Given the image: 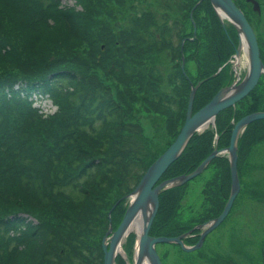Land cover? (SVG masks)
Here are the masks:
<instances>
[{
  "label": "trees",
  "instance_id": "obj_1",
  "mask_svg": "<svg viewBox=\"0 0 264 264\" xmlns=\"http://www.w3.org/2000/svg\"><path fill=\"white\" fill-rule=\"evenodd\" d=\"M108 1L92 0L91 6ZM204 1L213 8L209 0H201L200 5ZM13 2L25 16L26 20L18 21L27 30L29 39L19 48L22 39L7 31L3 20L0 21V264H103L100 239L108 220L101 212L109 207L113 197L130 192L147 166L172 141L165 142L157 155H151L141 125L128 119L133 103L139 99L138 90L147 93L141 99L145 111L166 118L169 135L175 137L178 122L184 120L183 109L192 81L184 65L180 68L185 42L181 50L183 35L179 31H183L184 25L171 20L166 11L161 14L165 23L160 24L151 9L138 7L130 22L117 28L108 20L87 17L90 10L87 5L84 10H76L71 6L60 7V0H0V12L1 5L10 10ZM182 6L187 14L185 4ZM52 16L66 29L65 35L60 29H51L61 34L63 42L70 39V44L84 45L44 48V33L53 24L48 21ZM151 22L160 24L157 30L149 28ZM4 30L14 38L7 37ZM164 49L175 68L169 77L148 70L147 63L140 66L138 60L132 64L128 59L145 55L148 58ZM221 65V72L226 74L222 60L199 71L201 75L197 78L207 79L197 87L194 98L207 82V100L229 82L218 78L219 72L209 77ZM165 83H173L176 92L168 94ZM35 93L47 94L56 109L51 113L40 111L32 104ZM248 95L256 100L259 93L252 91ZM205 102L198 107L193 102L192 110ZM234 107L224 108L216 115L214 125L194 133L162 176L176 174L174 167L186 157L195 161L184 169L189 172L215 145L226 146L235 122ZM254 109L259 108L247 111ZM225 110L228 112L221 124V113ZM261 124L264 119L249 123L244 135L238 138V172L242 170L243 153L264 138L263 133L254 136L263 130ZM228 164L226 155H219L206 165H218L205 183L209 188L218 190L220 187L213 184L230 182ZM182 185L159 193L158 213L150 235L167 232L162 230L169 225L175 208L180 207ZM177 189L171 215L159 218L165 198ZM209 210L199 220L192 217L182 220L178 216L180 224L168 231L181 233L196 221L210 220Z\"/></svg>",
  "mask_w": 264,
  "mask_h": 264
},
{
  "label": "rangeland",
  "instance_id": "obj_2",
  "mask_svg": "<svg viewBox=\"0 0 264 264\" xmlns=\"http://www.w3.org/2000/svg\"><path fill=\"white\" fill-rule=\"evenodd\" d=\"M81 1H85V2H81ZM236 1H237L236 2L237 5L244 12V15L256 37L257 45L259 48V57L264 64V0H256L258 4V8L254 7V3L252 0H236ZM248 1H251V3ZM91 2L92 0H60L59 6L60 7L71 6V8L76 10H84L85 5H87V7H90L87 17L108 20L107 21L108 23L112 22L117 28L125 27V25H127L135 15V11L138 7L140 8L146 7L145 8L146 11L148 9H151L155 13L154 18H158L157 20L160 22V24L165 23V19L161 17V14L162 12L166 11L169 14H171L170 17L171 20H178L179 23H181V26L182 24L184 25L182 28L183 31H179L180 34L183 35L180 44L181 50L183 43L185 42V48L183 54L184 56L181 59L180 63L184 65L192 81L197 82L198 80L204 78V77L197 78L198 76L201 75L200 74L201 72L199 71H203L205 68L210 67L217 60H222V63H225L226 64L225 67H227V71H226L227 75L221 72V70L218 71L220 73L218 78L221 76L223 80L226 79L227 81H229L224 85L230 84L232 81L235 80L240 81L243 78L244 74L246 73V70L248 68V59L243 46H241L239 59H237L236 56L234 55L235 48L238 45V35L235 27L226 18H222L224 21V25L221 23V21L220 23L219 21L217 22L215 20V16L213 15V13L215 12L214 14L219 18L218 13L213 8H210L206 1H204V4L200 5L201 0L200 1L185 0V2L184 0H110L108 2L95 4L93 6H91ZM242 2L245 4H242ZM182 4L183 5L185 4L186 12H188L187 14H184ZM194 5H195L194 9L196 8L195 9L196 11L192 9ZM1 6L3 7V10L2 12H0V21L3 20L4 27L7 31L11 32L15 36L17 34L18 36L16 37L22 39V40L19 39L20 44H18V47L21 48L20 47L21 43L29 39L27 30L24 31L22 28V23L18 21L20 19L26 20L25 16L21 15L22 12L16 10L15 2L11 3L10 10L6 5H1ZM16 14H18V16ZM54 17L55 16L51 17L52 20L50 18L48 19V21L53 23L52 24L53 28L52 26H50L48 31L44 33V36H46L45 39L46 42L43 43V47L49 48L52 45L62 46L65 44L66 46L70 45V46L82 47L84 45L83 43L80 44L79 43L76 44L75 42H72V44L68 43L70 39H67L66 41L63 42L61 34H59L58 31L51 30V29H60V33L64 35L66 34L65 27L60 25L61 24L60 21L58 20L55 21ZM87 17H85L87 23L91 24L88 21ZM193 20L195 22V28L193 25ZM95 24L92 25L95 26ZM160 24L156 25L155 23L151 22L149 28H151V30H157ZM7 31L4 30L7 37L14 38V36ZM49 31L52 32L51 34L52 36L48 34ZM223 32L227 34V38ZM199 40L200 42L198 43ZM223 50L226 52L224 56L222 55ZM217 51H218V55L216 54ZM166 52L167 50L164 49L159 54L152 53L148 58L145 55L138 57L139 59L133 56H130L128 59L132 64H134L135 60H138L137 65L140 66H144L147 63L149 64L146 67L148 70H152V71L154 70L155 72L160 73V75L162 76L169 77V75H173L171 73L175 68L171 60L169 59V56L166 54ZM179 60L180 59H176V61ZM151 62H154L155 66ZM181 64H180V68L182 67ZM100 74L102 75V77H105L102 73ZM263 75L264 74L260 75L259 77L260 79H258L256 85H254L253 88L249 91V92L254 91L259 93V96L255 98L257 101L253 100L252 96L248 95L249 94L248 92L246 95H244L245 97L243 96L244 98L241 97L238 101L235 102V105H233V107L235 106L234 107L235 121L239 119L241 116L249 113V111L247 110H249V108L251 107L253 108L256 106L259 109H254L251 110L250 112L256 110H264V78L262 77ZM192 81L190 82L193 83ZM106 82L110 83V80L106 78ZM165 87L168 94H173L177 90L173 83H165ZM208 93H209V84L207 82L205 84V88L201 90L200 95L194 98L193 101L194 106L198 107V105H200L204 101L207 102L211 98L210 97L207 100ZM146 94L147 93H143L142 90H138L137 95L139 96V99H137L133 103V109L129 114L131 116H129L128 119L133 120L141 125L143 134L147 138L146 139L147 145H149L150 147H148L147 145L146 146L148 150L151 151V155L155 156L157 155L156 152L162 149L161 146L165 142L169 140L170 141L173 140L174 137L172 135H169V133L167 132L165 126L166 118L164 119V117L157 115L153 112L145 111L146 105L143 104L144 101H142L141 99H143L146 96ZM37 96L38 98L36 99L34 104L40 105L42 107V110L44 111L53 110V107L50 109L52 101L47 94L42 96H39L37 94ZM177 96L179 95L177 94ZM183 110L185 112L186 107H184ZM225 112L228 111L225 110L223 111V113H221V117H220L221 124L224 123L225 121L224 120ZM260 119H264V118H260ZM260 119H255L253 121ZM181 120L183 121V118H181L180 121L178 122V128H180V126L182 125ZM261 126L263 127V130H261L259 133L257 132L258 134H255L254 136H258L259 134L262 133L264 134V124L263 125L261 124ZM207 127L208 126L202 128L201 131L205 130ZM244 129L239 134L240 137L244 135ZM220 155H226L227 157V154H220ZM241 160L242 162L240 168L242 170L238 172V177L239 179H241V191H243L244 187L246 188L247 191H249L250 188L251 189L258 188L257 185L260 184L261 182L260 180L264 177V175H261L260 173V172H264L261 170V168H264V138H262L256 144H254L249 150H247V152L245 151L243 153ZM193 161L194 160H192L191 157H186L182 163H177V165L174 167V173H176L174 175L183 173L184 169L189 164H192ZM198 164H196L192 169H194ZM206 167L200 173L195 175L193 178L189 179L188 182H186L185 184L182 183L183 185L181 188H183V190H182V195L179 198L180 207L178 205V207L175 208L174 210L175 213H173L172 215L170 214V212L173 209L172 203L175 202L177 198L178 189L174 192H171L165 198V201L161 205L162 209L160 211L161 213L159 214V218L163 219L166 216L169 215L172 216L167 228L162 230V232L167 231L166 233H164L165 236L170 234H172L171 236L177 235L176 232L168 231V229L176 227V225L180 224V222L177 219L178 216H181L182 220H185L186 218L189 217L199 220L201 219L202 213L207 215L208 212L207 210L210 209L208 208L209 203H211L210 201H213L214 198L215 188L212 187L209 188L208 185H206L205 183L207 182V179H209L210 177V172L212 174L213 169H215L214 167H218V165L211 167L209 166L207 168ZM220 169L223 170L222 168ZM162 175L160 176L159 181L164 179ZM174 175L171 174V176ZM168 177H170V175ZM125 194H121L119 196L113 197L109 207H107V209L101 212L102 215L106 216L108 220V212L110 209H112L110 218H111L113 230H115L118 227L122 219V216L125 212L128 200L125 197L119 199L120 197L125 196ZM247 198L249 200L250 214H254L256 218V219L248 220L249 223L248 230L254 232H261L258 238L256 239L255 245L252 246V247H256L261 245L258 244V242L264 241V217L262 219H259V215L257 214V212L254 213L251 209V207L255 209L257 207L256 196L249 193ZM120 203H121V209L123 211H121L120 209ZM118 205H119V209H116ZM197 222L198 221H196L195 223ZM225 223L227 224L228 228L233 227L235 230H239L242 232L247 231V227L243 223V220L235 212L231 213L230 217H228ZM225 228L226 225L222 226L221 231H223ZM136 237L137 236L135 234V231L131 230L128 233V235L122 240L121 249H120L121 251L118 253L115 259L116 264L133 263V255L135 254V250H136ZM205 247H208V244ZM155 248L163 264H193V255L179 251L178 247L175 245L168 243L167 244L158 243L156 244Z\"/></svg>",
  "mask_w": 264,
  "mask_h": 264
},
{
  "label": "water",
  "instance_id": "obj_3",
  "mask_svg": "<svg viewBox=\"0 0 264 264\" xmlns=\"http://www.w3.org/2000/svg\"><path fill=\"white\" fill-rule=\"evenodd\" d=\"M200 1V0H199ZM213 9L218 13L221 23L224 25L222 18H226L235 27L238 35V45L235 48L234 55L239 59L241 46H243L247 59L248 68L243 78L238 81H232L230 84L221 86L211 98L195 111L192 110V103L197 87L207 79V77L191 83L185 117L174 139L167 147L155 157L147 166L142 176L139 178L134 188L120 197H125L127 201L125 212L118 227L113 230L111 223V210L108 212V227L101 239V248L103 252V264H116L115 259L120 252L121 242L128 235L129 225L139 217L141 220V230L139 235L136 234V250L133 255L132 264H162L161 259L156 251L155 245L158 243H175L179 244L184 250H193L200 246L202 237L215 228L226 216L230 205L239 189V177L237 171V142L239 134L245 126L255 119L264 118V110L249 112L237 119L230 132L229 143L224 147H213L212 151L206 155L199 164L189 172H183L174 176L164 178L159 181L160 176L166 170L170 163L177 159L191 136L200 132L207 125L215 124L216 114L228 107L235 105L241 97L246 95L258 82L261 74H264V64L259 57V48L256 37L244 15L242 9L234 0H209ZM254 7L258 8L256 0H252ZM196 5V4H195ZM195 5L192 7L194 9ZM195 28V22L193 20ZM183 58V55L182 57ZM182 68L183 65L181 64ZM222 66L212 73L209 77L218 73ZM225 152V153H224ZM220 154H227L231 176V189L220 215L204 223L194 226L193 229H202L200 241L191 247L184 246L182 238L188 233L179 236H152L149 234L151 225L155 218L159 205V193L170 187L180 185L200 173L213 157Z\"/></svg>",
  "mask_w": 264,
  "mask_h": 264
},
{
  "label": "flooded vegetation",
  "instance_id": "obj_4",
  "mask_svg": "<svg viewBox=\"0 0 264 264\" xmlns=\"http://www.w3.org/2000/svg\"><path fill=\"white\" fill-rule=\"evenodd\" d=\"M234 1L237 2L236 0ZM248 2L251 3V1ZM242 4L245 3L242 2ZM216 170L217 169H213V171ZM261 170L264 171V168H261ZM260 173L261 175H264V172ZM260 181V184L257 185L258 188H250V190L247 191L244 187L243 191H241V179H239L240 186L238 192L235 195L226 216L215 228H213L210 232L206 233L202 237L200 246L198 248L193 250H184L179 244H168L177 246L178 250L181 252L192 254L193 264H264V241L258 242V244H261L260 246L252 247L255 245L256 239L261 232L248 230V220L256 219L254 214H250L249 200L247 198L249 193L256 196L257 198V207L256 209L251 207L252 211L254 213L257 212V214L259 215V219H262L264 217V177ZM213 186H218L220 188L218 190H215L213 201H210L211 203H209V213L212 217L210 218V220L217 218L224 208L231 189V176L229 183L223 184L222 182H218V185L213 184ZM226 190L227 193L225 194ZM232 212H235L241 217L243 223L247 227L246 232L235 230L233 227L228 228L225 222L227 221L228 217H230ZM201 223L204 222L198 221L186 231L177 233V235L175 236H179L187 232L188 234L182 238L183 244L184 246L188 247L194 246L200 241L202 229L193 228L194 226ZM224 225H226V228L221 231L222 226ZM171 235L172 234L167 236ZM207 244L208 247H205Z\"/></svg>",
  "mask_w": 264,
  "mask_h": 264
},
{
  "label": "bare ground",
  "instance_id": "obj_5",
  "mask_svg": "<svg viewBox=\"0 0 264 264\" xmlns=\"http://www.w3.org/2000/svg\"><path fill=\"white\" fill-rule=\"evenodd\" d=\"M264 78V75L262 76ZM261 77V79H262ZM260 79V78H259ZM245 97V96H244ZM243 97V98H244ZM141 220L139 217H137L128 227V232H130L131 230H134L136 232L137 235H139L140 230H141ZM121 251V250H120ZM142 264H149L147 262H143Z\"/></svg>",
  "mask_w": 264,
  "mask_h": 264
}]
</instances>
